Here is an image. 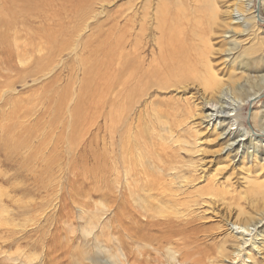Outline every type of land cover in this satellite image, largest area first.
I'll return each instance as SVG.
<instances>
[{"label":"rangeland","instance_id":"obj_1","mask_svg":"<svg viewBox=\"0 0 264 264\" xmlns=\"http://www.w3.org/2000/svg\"><path fill=\"white\" fill-rule=\"evenodd\" d=\"M156 1L159 2L160 0H71L70 8L69 6L62 5L63 1L59 0L56 1L57 8L59 7V9L56 8L57 14L59 16L61 15L57 17V26L59 30L58 39L64 42V47L61 50L60 56L56 57L55 65L57 64V66H54V62L51 63L49 60H46L47 55L45 51H41V53L37 54L41 62L35 63L34 61H30L28 63L29 67L27 66L28 68L21 66L22 64L16 60L17 58L14 59V57H11V60H7L6 55H1L0 52V100L10 99L12 102V104L7 106L2 105V107L0 104V236H2L0 240V264H92V261L84 260V257H82L90 253L92 247L94 251L102 252L99 257L101 260L107 255L108 251L111 255L114 254L116 256V264H129L131 263L130 261L133 260L132 257L135 256L133 253H136L140 246L137 242L134 243V241L129 240L122 229L119 234H111L110 226L113 228L120 225L121 219H125L123 224L121 223L123 227H127L125 222H132L134 224V221L130 220V218L133 213L138 212L139 208L143 207L148 210H153L156 206V211L159 212L161 209V212H163V214L165 213L164 215L170 218L176 215H186L185 213L188 212L191 214L190 216L195 218L196 224L194 222L193 226H187L185 231H181V234L180 232L179 234H175V237L171 236V239L167 236L166 238L169 240L166 242L164 240L160 242L157 239L152 242L150 240L146 241L145 245L150 247H147L143 253L148 255V264H155L156 258L161 264H182V262L185 264H194L192 261L197 259L198 256V259L202 261L200 258L203 255H207V258L205 256L202 257H205L202 261H206L205 264H230L227 261L222 262L224 257L221 259V255H219V252H221L220 248L222 249V247H224L222 250L227 253L228 250L231 252L233 246L236 244V239L234 238L235 240H233L231 238L232 234L229 230L230 227L226 226V223H228L227 221H243V223L248 221L254 222L260 217H257V214L264 213V211H259L261 209L264 210L263 207H259V204H256L257 206L255 205L260 199L263 200H260L258 203L264 201V192L263 194L260 193V191H264V188L259 190V193H255L251 190L252 184H264V163L260 157L264 153V137H261L263 143L257 144L259 147H255L256 151H258L256 152V158L252 157L250 159L244 157L243 152L239 149L237 157H233L234 154H231V156L223 154L222 144L224 139L217 137L221 131H214L213 126H209L203 121V108H206V101L208 100L209 103L211 102V104L213 103L219 106L218 95L208 90L204 92L201 85L196 82L192 84V81H188V84L170 85L169 88L163 90L158 89L156 86H149L144 82H137L135 84L134 81H128L123 87L122 84H120V74L122 73V75H124V73L122 72V67L119 65V58L121 55H125L126 57H128L127 55H131L134 51H129L130 48L135 50L136 46L141 45L139 48L137 47L138 50L135 52L141 57V61H139L140 64H142V71L144 69V71H149V64H153L158 57L159 49L157 46H153V44L159 32L157 30L155 32L154 28L153 30L151 29V26H154L152 19L146 20L147 26L144 27L147 28L148 31L152 30L154 33L151 32V34H149L147 32L145 36L139 39V45H134L136 30L139 29L138 22L141 21L140 19H135L134 16H136L137 12H139L137 15H140V12L143 11L141 7H143L144 11H151L152 6L156 7ZM193 1L194 0H183L185 4H182V9L184 11L186 10V13L189 12L188 16H190L187 19L182 17L181 22L184 28H186V31L184 30L183 44L185 51L187 49L189 52L186 51L188 53L186 56V52L184 51L186 56L184 57V61H190L189 63L192 64L194 57L191 54L192 51L188 49H191L193 43L195 49L199 44L200 51H202L206 39L205 47L208 45L210 48L208 46V48H206L209 53L207 52L206 54L208 58H205V63H209L208 65H204L205 63H203V61V66L198 59V72L200 69L202 70L210 66L218 80H222L225 83L235 82L243 85L242 92L237 95L232 90L231 95L235 96V99L245 100V98L255 91L260 90L261 95L254 100L252 105L246 104L243 106L241 109V116L245 118L247 113H253L255 117L254 119H250V127L254 130L253 132L257 134L261 133L262 130L261 127H258V123L261 117L264 118V81H262L264 79V75L262 76V74H264V58L262 60L259 56H264V6L262 5V9H260L263 21L259 23L257 22V18L254 21L252 17L257 14L256 11H259L257 5H254L255 9L252 8L246 11L242 3L239 4V7H241H238L237 0H199V3L203 2L204 4L202 3L203 7L199 8L201 14H198L196 13V7L192 4ZM149 5H152L151 8ZM236 6L245 17L251 16L249 17L252 19V24L250 26H253V31L248 33V35L243 34L240 23H231L232 10H234ZM148 7L150 10H148ZM244 10L246 12H244ZM211 11L214 13L216 21H214V17H212L214 20L212 19L213 21H210V16H213ZM204 12H206L209 17H207ZM203 13L206 15V17L203 15V17L206 18L205 20L202 19ZM127 17L131 19L128 21L129 23L127 22ZM187 20H190L189 23ZM60 21H62V24ZM185 22L188 24L186 25ZM59 23L61 25H59ZM42 24L40 25L42 26ZM195 24L198 25L195 26ZM202 24H204V26H202ZM207 24L208 26H206ZM31 25H36L31 28L36 27L37 29H42V27H38V24L31 23ZM193 26L195 28H193ZM200 26L202 29H200ZM132 27L134 29L130 31ZM205 28L207 30L211 29V31H206ZM4 29H1L2 34L5 33ZM187 29L189 30L188 32ZM226 30L233 33V36H231L232 38H229L230 34L227 35ZM196 31L199 36H201V41L193 39V34ZM197 32L196 35H198ZM201 32H204V34ZM119 39L124 42L121 47L118 46ZM125 39H129V41H125ZM187 41L189 43H187ZM190 41H192V43ZM144 43H146V47ZM233 44H237L238 48L232 52L230 49L233 48ZM228 50L231 53L229 57L226 58ZM257 52H259V54ZM46 66L51 69L54 68V70H52L53 75H58L57 86H54V89L50 91L42 90V88L46 87V83L50 76L34 81V75H37V73L42 70L39 75L41 76L47 71L45 68ZM20 70L22 75L24 74L25 76L21 75ZM28 70L33 74V77H28L26 75V73L29 72ZM201 70L199 74H204L201 73L204 72V70ZM158 73L161 72L158 71ZM149 75H152L150 77H154L158 74L149 71ZM128 76H132L131 72ZM16 79H18V81L15 82ZM153 80L154 79H152V81ZM9 81L12 82L13 88L3 87V85L9 83ZM107 82L108 85L113 83L112 87H114V89L112 93L107 94L106 92V94H104L102 90ZM232 86H234V84ZM118 90L121 94L124 90L127 92H124L125 94H122L123 97H121L122 95L118 93ZM58 91H60V93L62 92L61 96L67 94L63 100L65 103L67 101L65 105L63 101L62 104L58 103V95L56 96V92ZM52 94H54V96ZM104 95H107L108 99ZM50 96L52 97L50 98ZM104 97L105 102H103ZM117 98H119V101H122V109L120 107V102H117ZM21 99L24 101L25 105ZM68 100L70 101L68 102ZM53 101L57 103L54 104ZM111 101H114L115 104L110 105ZM95 103L97 105H95ZM123 105L126 107H123ZM58 106L59 109L57 108L56 110L55 108ZM107 106L109 111L107 110ZM112 109L116 112V119L119 118V121L114 127L112 126V128H110L106 118L109 117ZM124 110L127 114L123 112ZM122 123H126V125L123 124V127ZM228 125L229 124H226L223 128L227 130ZM239 125L246 128L249 123L244 119H240ZM160 126H164L171 131V139H159L162 133L160 131ZM133 127L135 130H133ZM262 129H264V126ZM122 131L125 134L124 136ZM139 135L142 138L141 140H145L144 142H146L142 148L139 149V152L145 155L148 165H145L144 168L138 167L136 164L137 156L134 154V151H136L135 140ZM120 138L123 139V142H121ZM148 138H153L152 144L148 143ZM185 139L187 144L184 143ZM187 139H190V141H187ZM195 141L196 143H193ZM167 142L168 146L165 144ZM120 146L124 149L119 148ZM109 149H113V151L111 150L110 152ZM118 149H120V151ZM244 151L251 152V149H245ZM127 153L130 158L127 156ZM103 156L104 158H102ZM94 157L96 159H94ZM102 164H104V166ZM101 166L105 169L103 168V170ZM105 173H107L109 179ZM158 173L163 174V176H158ZM166 173H169L171 176L177 175V180L178 182L180 181L178 185H184V187L181 186V190L176 191V187L178 186L171 184L172 179L170 176H166ZM113 174H115V177ZM157 179L160 183L164 181L160 184L161 186L158 185V188L161 190L163 189L162 187H166L170 183L169 190H175H172L173 193H170L177 194L176 197L168 198L167 195H169V193L161 197H154L160 193L155 190L142 192V189L146 190L150 184L146 186L144 183L145 181L156 183ZM112 180L115 181V185H113ZM167 182L169 183L167 184ZM164 184L165 186H162ZM207 187L213 188L215 196L216 194L219 195H217L216 198L212 195L206 196V199L200 198L212 203L213 205L209 204L211 209L202 206H194L193 209L191 201L195 198L198 199L196 196H198L201 191H205ZM119 195L122 201L119 199ZM130 195L133 196L129 197ZM138 195L140 196L139 198ZM142 195L147 197L150 195L151 197L145 199L141 197ZM241 196L243 197L241 198ZM254 196H256L257 200H254L256 199ZM162 197L165 198L163 199ZM207 197L209 199H207ZM176 198L179 199V204L172 205L173 200H177ZM130 199L131 201L129 202ZM142 199L144 201H142ZM165 199H167V202ZM168 199H172V203ZM232 200L234 203L236 201L235 204H237L239 208L244 209L242 210L246 212L247 216L243 214L241 216L237 215L236 217H238V219L234 217L237 213L236 210L238 211L237 208L234 209L236 213L227 208V212L225 211L222 202H232ZM145 201H148V204ZM183 202H188V204L183 206L184 204H180ZM248 202L253 204H249ZM261 203L260 206H264V203L262 205ZM138 205L140 207H138ZM169 206L174 207H171L170 210ZM256 207L258 208L255 210ZM215 208L219 209L215 210ZM146 209L145 211H147ZM225 212L228 215H226ZM138 219L140 222L138 220L137 222H139V225H142L140 223L144 222V217L140 215ZM102 221H104V223ZM259 226V231L261 233L259 238L263 239L260 243L261 245L259 244L260 251L252 252L247 248H240L244 250L240 258L241 260L234 261L233 263L264 264V220L263 224ZM4 232L7 233L4 234ZM108 232L110 233L108 236L113 239L110 243H105L104 235L108 234ZM41 233L43 235H41ZM158 233L157 229L147 231L149 237L158 235ZM8 234L11 235L8 236ZM8 237L9 239L10 237L14 238L8 240ZM73 238L76 239L75 242H72ZM182 238L185 240L186 244ZM258 240L260 242L261 239ZM82 241L86 242V245H82ZM87 241L92 245L90 246ZM175 241H178V243H175ZM180 241L182 244L179 245ZM191 243L195 244L196 249H194L195 246ZM177 245L182 248L180 249ZM77 246L78 248H76ZM79 246L82 247L80 248ZM184 246H186V250L188 249L187 251L184 249ZM193 250H197V254L201 253L202 255L200 254V256L198 254L197 256ZM165 251L171 254L166 255L167 252ZM184 251L186 253H184ZM187 253L191 255V260L190 258L189 260L187 259ZM194 253L196 254L195 258H193L195 256ZM192 254L194 256H192ZM126 256L129 258V263L125 261ZM169 256L172 257L173 260H169ZM219 256V260L221 261L218 260ZM73 259L74 262L71 261ZM107 261L109 262L108 264H112L109 259H107Z\"/></svg>","mask_w":264,"mask_h":264},{"label":"bare ground","instance_id":"obj_2","mask_svg":"<svg viewBox=\"0 0 264 264\" xmlns=\"http://www.w3.org/2000/svg\"><path fill=\"white\" fill-rule=\"evenodd\" d=\"M56 1H59V0H0V52H1V55H6V58H7V60H11V57H14V59H16V60H18L19 61V63L20 64H22L21 66H23V67H29V65H28V63L30 62V61H34L35 63L36 62H41V60L39 59V57L37 56V54H39V53H41V51H45V53H46V55H47V58H46V60L48 61L49 60V62H51V63H53L54 62V66H57V64L55 65V62H56V57L57 56H60V54H61V50H62V48L64 47V42L63 41H59V39H58V35H59V30H58V26H57V24H58V22H57V17L59 16L58 14H57V10H56V8H57V4H56ZM63 1V4L62 5H66V6H69L70 8H71V0H62ZM190 1V0H189ZM201 1V0H200ZM199 0H194L193 1V5L196 7V13H200L201 14V10L199 9V8H201V7H203L202 6V3H199L200 2ZM204 1H206V0H204ZM263 1L264 0H262V2H261V0L259 1V0H237V5H238V7H239V4H243V6L245 7V10L246 11H249L250 9H252V8H254V5L256 6H258L259 7V11H256L257 12V14L256 15H254V16H252L253 17V19H254V21L256 20V18H257V22H259V23H261L260 21H263V18L261 17V13H260V9H262L261 8V6L263 5L264 6V4H263ZM157 2V1H156ZM155 2V5H156V7H153L152 5H149V7L151 8V6H152V10L151 11H144V9H143V7H141V9L143 10L142 12H140V15H137V14H139V12H137L136 13V16H134L135 17V19H140L141 21L140 22H138V26H139V29L138 30H136V38H135V35H134V38H135V42H134V45L136 46V45H139V39H141V37H143V36H145L146 35V33L148 32L149 34H151V32H153L152 30H153V28L155 29V32H156V30L159 32V35L156 37V39L154 40V44H153V46H157L158 47V49H159V54H158V57L155 59V62L153 63V64H149V71H152V73H155V74H158V75H156V76H154V77H150V76H152V75H149V71H142V64H140V61H141V57L138 55V53L136 54V50H138V48H139V46H141V45H139V46H136L135 47V50L132 48H130L129 49V51L130 50H133L134 52L132 53V51H131V55H127L128 57H126L125 55H121L120 56V60H119V65L122 67V72L124 73V75H122V73L120 74V76H121V78H120V84H122V87H123V85L125 86V84L128 82V81H134L135 82V84L137 83V82H139V83H142V82H144V83H147L149 86H156V87H158V89H160V90H163V89H167V88H169V86L170 85H179V84H182V83H185V84H188V81H192L191 83L193 84L194 82H196V83H198L199 85H201L202 86V89L204 90V92H206V90H208V91H211V92H214L216 95H218L217 97H218V102L220 103V105L219 106H217V105H214L213 103L211 104V102L209 103V101L207 100H204V101H206V108L204 107L203 109V111H204V119H203V121L204 122H206L205 124H208L209 126H213V130L214 131H218V130H220L221 132L217 135V137L218 138H223L224 140H223V147H222V153L223 154H226V156H231V154H234V156L233 157H237L238 156V151L240 150V151H242L243 152V156L244 157H247V158H252V157H254V158H256V152H258V151H256V149H255V147L256 146H258L257 144H262L263 143V141L261 140V137H264V129H262L263 128V126H264V118L263 117H261V119H259V123H258V127H261V130H262V132L261 133H259V134H257V133H255V132H253L254 130H252L251 129V125H250V119H254V117L255 116H253V113H247V116L244 118V117H242L241 116V109L243 108V106H245L246 104H249V105H252L253 104V102H254V100L256 99V98H258V96H260L261 95V91L260 90H257V91H255L253 94H251V95H249L247 98H245V100H239V99H235V96H233V95H231V92H232V90L236 93V95L238 94V93H241L242 92V87H243V85H241L240 83H235V82H231V83H225L224 81H222V80H218L217 78H216V76H215V73H213V71L211 70V67L209 66V67H205L204 69H202V70H204V72H201V73H204V74H199V72H200V70H199V72H198V67H197V63H198V59H199V61L201 62V64H202V62L203 63H205V58H208L207 57V52L209 53V51H207L206 50V48H208L207 46L205 47V44H206V39H205V43H204V49L202 50V51H200V48H199V44L197 45V48L195 49L194 48V44L192 43V41H190L191 43H192V46H191V49H188L189 51H192V55H193V57H194V61H193V63L191 64V63H189V62H185L184 61V57H186L187 56V54L189 53L188 51H187V49H186V51L188 52H186L185 51V47H184V44H183V41H184V39H183V37H184V30L186 29V28H184V26L181 24V22H182V17L184 18H188V17H190V16H188L189 15V12H185L183 9H182V6L185 4V2H183V0H160L159 2H157L156 3ZM188 2V1H187ZM150 3V2H149ZM151 3H152V1H151ZM210 3V2H209ZM183 4V5H182ZM201 4V5H200ZM204 4V3H203ZM206 4V3H205ZM261 4V5H260ZM145 5V4H144ZM147 6V5H146ZM146 6H145V8H146ZM200 6V7H199ZM209 6V5H208ZM207 6V7H208ZM262 6V7H263ZM149 7H148V10H150L149 9ZM207 7H205V8H207ZM241 7V6H240ZM239 7V8H240ZM61 8V7H60ZM57 9H59V7L57 8ZM66 9V8H65ZM189 9V8H188ZM207 9H209V8H207ZM206 9V10H207ZM255 9V8H254ZM60 10H62V9H60ZM70 10V9H69ZM139 10V9H138ZM244 10V12H246ZM140 11V10H139ZM194 11V10H193ZM204 11V10H203ZM207 11H209V10H207ZM254 11V10H253ZM252 11V12H253ZM190 12H191V10H190ZM231 12V11H230ZM7 13H8V15H7ZM204 13H206V12H204ZM204 13L202 14V17H203V15H204ZM209 13V12H208ZM211 13H213L212 11H211ZM64 14V13H63ZM192 15V14H191ZM206 15H207V13H206ZM206 15H204V17H206ZM213 16H210L211 17V19H210V21L213 19L214 20V13L212 14ZM252 15V14H251ZM61 16V15H60ZM59 16V17H60ZM127 16V15H126ZM249 16V15H248ZM125 17V16H124ZM130 17H132V16H130ZM134 17H132V18H134ZM193 17V16H192ZM202 18V19H206V18ZM207 17H209L208 15H207ZM212 17H214V18H212ZM249 17H251V16H249ZM249 17H245V15L241 12V11H239L238 9H237V6L234 8V10H232V21H231V23L233 22V23H236V24H238V23H240V27H241V30H242V32H243V34H245V35H248V33H251L253 30H252V27L250 26L251 24H252V19L251 18H249ZM248 18V19H247ZM125 19V18H124ZM150 19H152L153 20V23H154V26H151V31H148L147 30V28H145L144 26H147V24H146V20H150ZM193 19H194V17H193ZM198 19V18H197ZM207 19H209V18H207ZM129 20H131V19H129L128 17H127V22L129 21ZM196 20V19H195ZM194 20V21H195ZM204 20H203V23H204ZM212 20V21H213ZM132 21H133V19H132ZM188 21V20H187ZM190 21V20H189ZM189 21H188V23H189ZM198 21V20H197ZM196 21V22H197ZM214 21H216V18H215V20ZM123 22V21H122ZM31 23H34V24H38V27H42V29H37L36 27H33V28H31L32 26H36V25H31ZM43 23V24H42ZM60 23L62 24V21H60ZM59 23V25H61ZM129 23V22H128ZM186 23V22H185ZM188 23H186V25L188 24ZM193 23H195V22H193ZM198 23V22H197ZM208 23V22H207ZM40 24H42V26L40 25ZM40 25V26H39ZM132 25V24H131ZM134 25V24H133ZM193 25V24H192ZM196 25H198V24H195V26ZM214 25V24H213ZM212 25V26H213ZM125 26V25H124ZM189 26V25H188ZM188 26H186V27H188ZM202 26H204V24H202ZM206 26H208V24L206 25ZM44 27H46V28H44ZM126 27V26H125ZM129 27V26H128ZM191 27V26H190ZM239 27V28H240ZM5 28V29H4ZM36 28V29H35ZM122 28V27H121ZM189 28V27H188ZM193 28H195L194 26H193ZM204 28V27H203ZM210 28V27H209ZM1 29H4V31H5V33H1ZM127 29H129V28H127ZM132 29H134L133 27L131 28V30L130 31H133ZM190 29V28H189ZM198 29V28H197ZM200 29H202L201 28V26H200ZM214 29V28H213ZM205 30L206 31H211V29H209V30H207L206 28H205ZM121 31V30H120ZM186 31V30H185ZM189 30L187 29V32H188ZM190 31H192V30H190ZM122 32H123V30H122ZM186 32V33H187ZM197 32V31H196ZM196 32L193 34V39L194 40H197V41H201V36H199V34H198V32H197V34L198 35H196ZM226 32H227V35L228 34H230V36H229V38H232L231 36H233V33H231V31H228V30H226ZM241 32V33H242ZM154 33V32H153ZM193 33V32H192ZM201 33H203L204 34V32H201ZM208 33V32H207ZM120 34H121V32H120ZM128 34V33H127ZM188 34V33H187ZM208 34H210V33H208ZM62 35V34H61ZM123 35V34H122ZM121 35V36H122ZM125 35V34H124ZM201 35V34H200ZM192 36V35H191ZM61 38V37H60ZM119 38H120V35H119ZM121 39H123V38H121ZM186 39V38H185ZM190 39V38H189ZM129 41V39H125V41ZM133 40V39H132ZM65 42H68V41H65ZM203 42V41H202ZM127 43V42H126ZM185 43V42H184ZM187 43H189L188 41H187ZM196 43V42H195ZM123 44H124V42L123 41H121L120 39H119V43H118V46L119 47H121V46H123ZM145 44L146 43H144V46H145ZM186 44V43H185ZM132 45V44H131ZM202 45V44H201ZM128 46V45H127ZM149 46V45H148ZM187 46V45H186ZM138 47V48H137ZM146 47V46H145ZM150 47V46H149ZM232 49H230V51H232L233 52V50H235V49H237L238 48V46H237V44H233L232 45ZM137 48V49H136ZM190 48V47H189ZM210 48V47H209ZM195 49V50H194ZM14 52H13V51ZM127 50V49H126ZM260 50V49H259ZM261 50H263V49H261ZM186 52V56H185V52ZM229 50H228V55H226V58H228L229 57V54L231 53ZM43 53V52H42ZM183 53V54H182ZM255 53H256V51H255ZM254 53V54H255ZM258 54H259V52H257ZM261 53V52H260ZM129 54V53H128ZM183 56H182V55ZM253 54V55H254ZM264 54V53H263ZM255 56H257V55H255ZM44 57V56H43ZM42 57V58H43ZM189 57V56H188ZM254 57V56H253ZM258 57V56H257ZM192 58V57H191ZM259 58L260 59H262L263 60V58H264V56H262V57H260L259 56ZM252 59V58H251ZM255 59H256V57H255ZM140 60V61H139ZM186 60H187V58H186ZM259 60V59H258ZM251 61V60H250ZM252 61H254V60H252ZM257 61V60H256ZM255 62V61H254ZM253 62V63H254ZM47 63V62H46ZM209 63V62H208ZM208 63L206 62L204 65H208ZM264 63V62H263ZM155 64H157V65H155ZM258 64H259V62H258ZM261 64V63H260ZM36 65V64H35ZM203 65V64H202ZM203 65V66H204ZM49 66H51V65H49ZM256 66H258V65H256ZM27 67V68H28ZM31 67V66H30ZM52 67H53V65H52ZM245 67V66H244ZM46 68V72L44 73V74H42L41 76H39L40 74H41V71L40 72H38L37 73V75H34V81L35 80H39V79H42L43 77H46V76H50V78H49V80H48V82L46 83V87L45 88H42V90L44 91V90H48V91H50V90H52V89H54V86H57V82H58V75H53V73H52V70H54V68H49V67H45ZM48 68V69H47ZM30 69H32V70H35V69H33V68H30ZM39 69H41V68H39ZM38 69V70H39ZM254 69V68H253ZM257 69H259V68H257ZM132 70V71H131ZM201 70V71H202ZM255 70V69H254ZM262 70V69H261ZM29 71V70H28ZM44 71V70H43ZM154 71H157V72H154ZM158 71H160L161 73H158ZM259 71V70H258ZM20 72H21V70H20ZM33 72V71H32ZM131 72V74H132V76H128L129 75V73ZM253 72V71H252ZM251 72V73H252ZM35 74V73H34ZM254 74V73H253ZM21 75H22V72H21ZM24 75V74H23ZM22 75V76H23ZM26 75L29 77H31L33 74L29 71V72H27L26 73ZM264 74H262V76H263ZM19 76V75H18ZM18 76H16V77H18ZM25 76V75H24ZM248 76V75H247ZM20 77V76H19ZM33 77V76H32ZM256 77V76H255ZM9 78V77H8ZM26 78V77H25ZM20 79V78H19ZM22 79V78H21ZM147 79V80H146ZM152 79H154L153 81H152ZM16 81H18V79H16L15 80V82ZM245 81V80H244ZM262 81H264V79L262 80ZM41 82V81H40ZM130 83V82H129ZM6 84V85H5ZM4 85H3V87H5V88H13V84H12V82L11 81H9V83H5ZM23 84V83H22ZM113 84V83H112ZM112 84L111 85H108V82L105 84V87H104V89L102 90V91H104V94H106V92H107V94H109V93H112V91H113V89H114V87H112ZM195 84V83H194ZM197 84V85H198ZM234 84V86H232ZM24 85V84H23ZM41 86H42V84H41ZM120 86V85H119ZM63 88V87H62ZM65 88V87H64ZM120 88V87H119ZM262 88V87H261ZM56 89V88H55ZM134 89V88H133ZM236 89V90H235ZM117 90V89H116ZM115 90V91H116ZM252 90V89H251ZM13 91V90H12ZM38 91V90H37ZM119 91V90H118ZM117 91V92H118ZM132 91V90H131ZM124 92H127V91H125L124 90ZM122 93V94H125V93ZM36 93V92H35ZM40 93V92H39ZM43 93V92H42ZM46 93H47V91H46ZM54 93V92H53ZM114 93V92H113ZM118 93H120V91L118 92ZM248 93V92H247ZM41 94V93H40ZM51 94V93H50ZM55 94V93H54ZM54 94H52L53 96H54ZM61 94H62V92L60 93V91H58V92H56V96L58 95V103H60V104H62V101L64 100V98L67 96V94H65L64 96H61ZM121 93H120V95H122ZM207 94H209V93H207ZM101 95V94H100ZM114 95H115V93H114ZM40 96V95H39ZM107 99H108V97H107V95H104ZM116 96H117V94H116ZM29 97V96H28ZM52 96H50V98H51ZM105 97H104V100H103V102H105ZM115 97V96H114ZM118 97V96H117ZM121 97H123V95L121 96ZM127 97H128V95H127ZM210 97V96H209ZM216 97V98H217ZM238 97V96H237ZM212 98V97H211ZM25 99V98H24ZM34 99H35V97H34ZM36 99H38V98H36ZM40 99V98H39ZM43 99V98H42ZM48 99V98H47ZM119 98H117V102L119 101L118 100ZM124 99V98H123ZM16 100V99H15ZM15 100H14V102H15ZM22 100V99H21ZM29 100V99H28ZM53 100V99H52ZM67 100V99H66ZM100 100V99H99ZM215 100V99H214ZM217 100V99H216ZM17 101V100H16ZM18 101H20V100H18ZM23 101V100H22ZM21 101V102H22ZM35 101H37V100H35ZM43 101H44V99H43ZM70 100H68V102H69ZM102 101V100H101ZM100 101V102H101ZM231 103H230V102ZM42 102V101H41ZM52 102V101H51ZM99 102V103H100ZM120 102V107H121V109H122V106H121V102L122 101H119ZM118 102V103H119ZM46 103H47V101H46ZM45 103V104H46ZM53 103H54V101H53ZM55 103H57V102H55ZM54 103V104H55ZM63 103H64V105L67 103V101H66V103L63 101ZM97 103V102H96ZM95 103V105H97ZM102 103V102H101ZM100 103V104H101ZM251 103V104H250ZM0 104H1V107H2V105H4V106H7V105H10V104H12V102H11V100L10 99H3V101H1L0 100ZM23 104L25 105V103H24V101H23ZM23 104H20V105H23ZM59 104V105H60ZM100 104H98L99 106H101ZM115 103H114V101H111L110 102V105H114ZM15 105V104H14ZM23 105V106H24ZM32 105V104H31ZM39 105V104H38ZM43 105V104H42ZM63 105V106H64ZM103 105V104H102ZM107 105V104H106ZM125 105V104H124ZM123 105V107H126V106H124ZM205 105V104H204ZM22 106V107H23ZM34 106V105H33ZM54 106V105H53ZM52 106V107H53ZM56 106V105H55ZM61 106V105H60ZM104 106V105H103ZM109 106V105H108ZM108 106H107V108H108ZM145 106H146V104H145ZM50 107H51V105H50ZM112 107V106H111ZM119 107V108H120ZM248 107V106H247ZM54 108V107H53ZM57 108L59 109V106L58 107H56L55 109L57 110ZM101 108V107H100ZM100 108H98V109H100ZM104 108V107H103ZM180 108V107H179ZM71 109V108H70ZM111 109V108H110ZM118 109V108H117ZM123 109H125V108H123ZM108 111H109V108L107 109ZM114 110H115V108H114ZM113 109H112V112L110 113V115H109V117H107L106 119H107V121H108V123H109V127L110 128H112V126L114 127L117 123H118V121H119V118L118 119H116V115H115V111H114ZM101 111V110H100ZM117 111V110H116ZM119 111H120V109H119ZM181 111V110H180ZM98 112H99V110H98ZM103 112V111H102ZM125 114H127V112H125V110L123 111ZM129 112V111H128ZM94 113V112H93ZM105 113V112H104ZM179 113V112H178ZM201 113H203V112H201ZM57 114V113H56ZM60 114V113H59ZM63 114V113H62ZM98 114V113H97ZM119 115V114H118ZM122 115V114H121ZM120 115V116H121ZM127 116V115H126ZM176 116V115H175ZM158 117V116H157ZM176 118V117H175ZM240 119H244L246 122L248 121V123H249V125H247V127L246 128H243V127H241V125H239V120ZM256 119H257V117H256ZM126 120V119H125ZM105 121V120H104ZM128 122V121H127ZM139 122V121H138ZM178 122V121H177ZM203 122V123H204ZM95 123V122H94ZM93 123V124H94ZM107 123V122H106ZM105 123V124H106ZM129 123V122H128ZM119 124H120V122H119ZM124 123H122V125H123ZM160 124V123H159ZM226 124H229L228 125V129L227 130H225L223 127L226 125ZM104 125V124H103ZM124 125H126V123L124 124ZM124 125H123V127H124ZM162 125V124H161ZM243 125H244V123H243ZM94 126V125H93ZM108 126V125H107ZM178 126H180V125H178ZM183 126V125H182ZM91 127V126H90ZM119 127V126H118ZM122 127V128H123ZM210 128V127H209ZM98 129H99V127H98ZM118 129V128H117ZM160 131L162 132L161 134H160V136H159V139H171V131L170 130H168V128H166V127H164V126H160ZM91 130V129H90ZM121 130V129H120ZM133 130H135L134 129V127H133ZM179 130V129H178ZM181 130V129H180ZM100 131V130H99ZM117 131V130H116ZM173 131H175V130H173ZM182 131H184V130H182ZM95 132V131H94ZM105 132V131H104ZM108 132V131H107ZM119 132V131H118ZM125 132H126V130H125ZM197 132V131H196ZM106 133V132H105ZM110 133V132H109ZM122 133H123V131H122ZM128 133H130V132H128ZM135 133V132H134ZM174 133V132H173ZM98 134V133H97ZM107 134V133H106ZM127 134V133H126ZM107 135H109V134H107ZM116 135V134H115ZM125 134L123 133V136H124ZM128 135H130V134H128ZM133 135V134H132ZM135 135V134H134ZM157 135V134H156ZM127 136V135H126ZM125 136V137H126ZM182 136V135H181ZM114 137V136H113ZM124 137V138H125ZM149 137V136H148ZM179 137V136H178ZM183 137V136H182ZM192 137V136H191ZM112 138V137H111ZM123 138V137H122ZM195 138V137H194ZM121 139V138H120ZM132 139V138H131ZM142 138H141V136L139 135V136H137V139L135 140V150L136 151H134L135 153V156H137V161H136V164L138 165V167H140V168H144L145 167V165H147V163H146V159H145V155H143V154H141L140 152H139V149H141L142 148V146L146 143V142H144L145 140H141ZM123 139H121V142H123L122 141ZM152 140H153V138H148V143L149 144H152ZM158 140V139H157ZM190 141V139H187V141ZM109 141V140H108ZM114 141V140H113ZM132 141V140H131ZM177 141V140H176ZM185 142L184 143H186V139L184 140ZM130 142V141H129ZM141 142H143V143H141ZM161 142H162V140H161ZM109 143V142H108ZM110 143H111V140H110ZM160 143V142H159ZM193 143H196V141L195 142H193ZM255 143V144H254ZM95 144V143H94ZM123 144V143H122ZM132 144H133V142H132ZM163 144V143H162ZM167 146H168V142L167 143H165ZM187 144V143H186ZM106 145V144H105ZM115 145V144H114ZM131 145V144H130ZM156 145V144H155ZM174 145V144H173ZM108 146V145H107ZM109 146H112V145H109ZM129 146V145H128ZM141 146V147H140ZM264 146V145H263ZM102 147H104V146H102ZM126 147V146H125ZM259 147V146H258ZM91 148V147H90ZM119 148H121V146L119 147ZM123 148V147H122ZM121 148V149H122ZM153 148V147H152ZM172 148V147H171ZM124 149V148H123ZM138 149V150H137ZM239 149V150H238ZM245 149H251V152H248V151H244ZM101 150H104V149H101ZM110 150V152H111V150L113 151V149H109ZM116 150V149H115ZM119 151H120V149H118ZM127 150H128V148H127ZM172 150V149H171ZM123 151V150H122ZM131 151V150H130ZM146 151H148V150H146ZM91 152H92V150H91ZM106 152V151H105ZM159 152V151H158ZM113 153V152H112ZM121 153V152H120ZM130 153V152H129ZM133 153V152H132ZM147 153V152H146ZM149 153V152H148ZM155 153V152H154ZM115 154V153H114ZM133 154V155H134ZM121 155V154H120ZM123 155V154H122ZM154 155V154H153ZM176 155V154H175ZM92 156V155H91ZM118 156V155H117ZM127 156H128V153H127ZM126 157V156H125ZM129 157V156H128ZM158 157H159V155H158ZM170 157V156H169ZM261 157V159L263 160L262 162L264 163V153H263V155L262 156H260ZM93 158V157H92ZM91 158V159H92ZM102 158H104V156L102 157ZM108 158V157H107ZM111 158V157H110ZM130 158V157H129ZM176 158V157H175ZM179 158V157H178ZM94 159H96L95 157H94ZM112 159V158H111ZM110 159V160H111ZM114 159V158H113ZM116 159V158H115ZM120 159H121V157H120ZM124 159V158H123ZM157 159V158H156ZM172 159H173V157H172ZM160 160V159H159ZM179 160V159H178ZM93 161V160H92ZM91 161V162H92ZM103 161V160H102ZM118 161V160H117ZM122 161V160H121ZM130 161V160H129ZM180 161V160H179ZM178 161V162H179ZM106 162V161H105ZM108 164V163H107ZM110 164V163H109ZM113 164V163H112ZM153 164V163H152ZM103 166H104V164H102ZM106 165V164H105ZM111 165V164H110ZM115 165V164H114ZM148 166V165H147ZM154 166V165H153ZM180 166V165H179ZM182 166V165H181ZM102 167V166H101ZM113 167H115V166H113ZM120 167V166H119ZM123 167V166H122ZM121 167V168H122ZM177 167V166H176ZM104 167H102V169H103ZM107 168V167H106ZM131 168V167H130ZM183 168V167H182ZM188 168V167H187ZM105 169V168H104ZM103 169V170H104ZM109 169V168H108ZM114 169V168H113ZM177 169V168H176ZM112 170V169H111ZM115 170V169H114ZM113 170V171H114ZM138 170V169H137ZM172 170H173V168H172ZM182 170V169H181ZM109 171V170H108ZM112 171V172H113ZM116 171V170H115ZM118 171V170H117ZM128 171V170H127ZM146 171V170H145ZM163 171H165V170H163ZM101 172V171H100ZM106 172H107V170H106ZM119 172L121 173V171L119 170ZM139 172V171H138ZM148 172V171H147ZM157 172V171H156ZM160 172H161V170H160ZM186 172V171H185ZM109 173V172H108ZM111 173V172H110ZM127 173V172H126ZM182 173V172H181ZM187 173H188V171H187ZM173 174V173H172ZM105 175L106 176H108L107 175V173H105ZM110 175V174H109ZM115 174H113V176H114ZM133 175H134V173H133ZM158 176H163V174H161V173H158L157 174ZM156 175V176H157ZM165 175V174H164ZM181 175V174H180ZM112 176V175H111ZM166 176H170V178L172 179V181H171V184H175L176 186H178V187H176V188H174V189H176V191H180L181 189V186H183L184 187V185H178V183L180 182H178V176L176 175H174V176H171L169 173H166ZM115 177V176H114ZM118 177V176H117ZM138 178H141V177H138ZM108 179H109V176H108ZM114 179H116V178H114ZM122 179H123V177H122ZM180 179V178H179ZM94 180V179H93ZM111 180V179H110ZM109 180V181H110ZM135 180V179H134ZM162 180V179H161ZM108 181V182H109ZM113 182V185H115V181L114 180H112ZM137 181H138V179H137ZM182 181V180H181ZM119 182H121V181H119ZM162 182H164V181H162ZM161 182V183H162ZM138 183H140V182H138ZM145 184H146V186L149 184V186H148V188L146 189V190H144V189H142V192H146V191H148V192H150L151 190H155V191H157L159 194L158 195H156V196H154V197H161L162 195L164 196L166 193H169V195H167L168 196V198H170V197H176V195L177 194H172L173 193V191H175V190H169L170 189V183L169 182H167V184L169 183V185H167L166 187H162L163 189L161 190L160 188H158L159 186L158 185H160L161 183L159 182V180L157 179V182L155 183V182H149V181H145L144 182ZM166 183V182H165ZM184 183V182H183ZM144 184V185H145ZM184 184H186V183H184ZM110 185H111V183H110ZM118 185V184H117ZM121 185V184H120ZM142 185V184H141ZM174 185V186H175ZM253 185V186H252ZM251 186V190L253 191V192H255V193H259L258 191L259 190H261L262 188H264V184L262 183V184H252ZM145 186V187H146ZM161 186V185H160ZM162 186H165V184L164 185H162ZM104 187V186H103ZM121 187V186H120ZM124 187V186H123ZM141 187V186H140ZM172 187V186H171ZM92 188V187H91ZM142 188H144V187H142ZM186 188V187H185ZM104 189V188H103ZM116 189V188H115ZM246 189V188H245ZM105 190V189H104ZM104 190H101V191H104ZM132 190V189H131ZM184 190V189H183ZM248 190H250V189H248ZM120 191V190H119ZM118 191V192H119ZM167 191V192H166ZM246 191V190H245ZM96 192H97V190H96ZM121 192V191H120ZM170 192H172V193H170ZM183 192V191H182ZM203 192H205V193H203ZM201 191L200 192V194L198 195V196H196V197H198V199L197 198H195L194 200H192L191 201V206H193V209H194V206L195 207H199V206H202V207H204V208H207V209H211L210 207H209V204H212V203H209V201L207 202V201H205V199H206V196H209V195H212V196H214L215 198H216V196L218 195V194H216V196H215V194L213 193V188H211V187H207V189L205 190V191ZM225 192V191H224ZM242 192V191H241ZM249 192V191H248ZM263 192L264 191H260V193L261 194H263ZM102 193V192H101ZM110 193V192H109ZM179 193V192H178ZM217 193H219V192H217ZM229 193V192H228ZM244 193V192H243ZM106 194H107V192H106ZM111 194V193H110ZM113 194H115V193H113ZM155 194H156V192H155ZM182 194V193H181ZM204 194V195H203ZM225 194V193H224ZM223 194V195H224ZM233 194V193H232ZM232 194H231V196H232ZM237 194V193H236ZM260 194V196H262ZM117 195V194H116ZM121 195V194H120ZM120 195H119V199H121L120 198ZM184 195V194H183ZM221 195H222V193H221ZM226 195V194H225ZM228 195V194H227ZM259 195V194H258ZM133 195H130L129 197H132ZM202 196H204V197H202ZM219 196V195H218ZM259 196V197H260ZM116 197V196H115ZM140 196L138 195V198H139ZM141 197H143V198H147V199H149L151 196L150 195H148V197L147 196H144V195H142ZM195 197V196H194ZM227 197H229V196H227ZM227 197H225V198H227ZM243 196H241V198H242ZM248 197V196H247ZM255 198H256V196H254ZM258 197V196H257ZM163 199L165 198V197H162ZM161 198V199H162ZM185 198V197H184ZM183 198V199H184ZM192 198V197H191ZM200 198H205V199H200ZM214 198V199H215ZM240 198V199H241ZM251 198V197H250ZM262 198H263V196H262ZM103 199V198H102ZM106 199H107V197H106ZM177 199V198H176ZM181 199V198H180ZM193 199V198H192ZM207 199H209L208 197H207ZM218 199H220V198H218ZM234 199V198H233ZM140 200V199H139ZM154 200V199H153ZM167 199H165V201H166ZM168 200H170V199H168ZM172 200V199H171ZM171 200H170V202H171ZM175 200V199H174ZM173 200V203H172V205L173 204H179V199H177L176 201H174ZM186 200V199H185ZM222 200V199H221ZM223 200H224V198H223ZM254 200H257V198L256 199H254ZM260 200H263V199H260ZM259 200V201H260ZM108 201V200H107ZM110 201H111V199H110ZM110 201H109V203H110ZM121 201H122V199H121ZM131 201V199L129 200V202ZM136 201V200H135ZM142 201H144L143 199H142ZM215 201V200H214ZM220 201V200H219ZM227 201H228V199H227ZM239 201V200H238ZM250 201V200H249ZM258 201V202H259ZM112 202V201H111ZM116 202H117V200H116ZM119 202V201H118ZM146 202V201H145ZM144 202V203H145ZM148 202V201H147ZM146 202V203H147ZM167 202V201H166ZM169 202V203H170ZM212 202V201H211ZM257 202V201H256ZM255 203V205L256 204H259L258 206L259 207H263L264 208V206L262 205L263 203H264V201L261 203V205L262 206H260V203ZM124 203V202H123ZM152 203H153V201H152ZM221 203V202H220ZM223 204H222V206L224 205V209H225V211L227 212V210H226V208L227 209H229V210H233L234 211V209H238V211L236 210V214H235V216L234 217H236L237 215L238 216H241V215H243V214H245L246 215V212L244 213L243 212V210L241 209V208H239V206L237 205V204H235L236 203V201H235V203H234V201L232 200V202H226V201H224V202H222ZM245 203H246V201H245ZM249 203V202H248ZM251 203V202H250ZM249 203V204H250ZM116 204V203H115ZM125 204V203H124ZM148 204V203H147ZM146 204V205H147ZM168 204V203H167ZM180 204H184L183 206H185L186 204H188V202H183V203H180ZM242 204H243V202H242ZM251 204H253V203H251ZM156 205V204H155ZM159 205V204H158ZM171 205V204H170ZM213 205V204H212ZM122 206H124V205H122ZM133 206V205H132ZM137 206V205H136ZM144 206V205H143ZM149 206V205H148ZM147 206V207H148ZM151 206V205H150ZM180 206V205H179ZM251 206H253V205H251ZM257 206V205H256ZM118 207H119V205H118ZM138 207H140L139 205H138ZM145 207V206H144ZM166 207H167V205H166ZM170 207V206H169ZM171 207H174V206H171ZM171 207H170V210H171ZM175 207H177V206H175ZM241 207V206H240ZM114 208V207H113ZM156 208H157V206H156ZM155 208V209H156ZM163 208V207H162ZM165 208V207H164ZM181 208V207H180ZM180 208H178V209H180ZM258 207H256L255 208V210L257 209ZM128 209V208H127ZM145 209L146 208H143V207H141V208H139L138 209V212H136V213H133L132 214V217L130 218V220H133L134 221V224L132 223V222H125V225L127 226V227H123V226H121V223L123 224V222L125 221V219L124 220H122L121 219V223H120V225H118V226H115V227H113V228H111V226H110V229H111V234L112 233H116V234H119V232L121 231V229H122V231L123 232H125V235L128 237V239L129 240H131V241H134V243H138V245L140 246L139 247V249L136 251V253H133V254H135V256H133L132 257V261H130L131 263H129V258L126 256V258H125V261H126V263H129V264H148V261H147V257H148V255H146V253H143L144 252V250L147 248V247H150V246H146L145 244H146V241H153V240H159L160 242H162L161 240H164L165 242L166 241H168L169 239H171V236L172 237H175L176 235L175 234H179V232H180V234H181V231H185V229H186V227L187 226H190V225H192L193 226V223L195 222V218H193L192 216H190L191 214L190 213H185L186 215H179V216H174V217H172V218H170V217H166L164 214H163V212H161V209H160V211L158 212V211H156L155 209H153V210H148V209H146L147 211H145ZM167 209V208H166ZM169 209V208H168ZM172 209H174V208H172ZM176 209V208H175ZM217 209H219V208H217ZM216 208H215V210H217ZM220 209H222V208H220ZM117 210V209H116ZM120 210V209H119ZM249 210V209H248ZM253 210V209H252ZM127 211V210H126ZM189 211V210H188ZM196 211V210H195ZM204 211V210H203ZM213 211V210H212ZM259 211H264L263 209H261V210H259ZM119 212V211H118ZM132 212V211H131ZM145 212H147V213H145ZM149 212V213H148ZM169 212V211H168ZM175 212V211H174ZM186 212V211H185ZM189 212H191V211H189ZM193 212V211H192ZM198 212V211H197ZM210 212V211H209ZM219 212V211H218ZM226 212H225V214H226ZM252 212H254V211H252ZM217 213V212H216ZM255 213V212H254ZM253 213V214H254ZM257 213H258V210H257ZM256 213V214H257ZM261 213V212H260ZM173 214V213H172ZM220 214V213H219ZM224 214V213H223ZM234 214V213H233ZM251 214V213H250ZM121 215V214H120ZM143 216L144 217V222L143 223H140V224H142V225H139V219H138V216ZM207 215V214H206ZM226 215H228V214H226ZM230 215V214H229ZM249 215V214H248ZM231 216H232V213H231ZM247 216V215H246ZM250 216V215H249ZM257 217L258 216H260V217H258L257 218V220L256 221H254V222H251V221H248V222H244L243 223V221L241 222V221H239V222H236V221H234V222H229V221H227V220H225V221H227L228 223H226V226L228 227H230L229 228V230H230V233L232 234V239L233 240H235L236 239V244L233 246V249H232V251L231 252H229V250H228V252L226 253V251H224V250H222L224 247H222V249L220 248V250H221V252H219L220 254L219 255H221V259H222V257H224V259H222V262L223 261H227V262H229L230 264H237L238 262H236V263H233L234 261H238V260H241L240 258L242 257V253L244 252V250H242V249H240V248H247L249 251H252V252H258V251H260V249H259V247H260V243L263 241V239L262 238H259L260 236H261V233H260V229H259V225H261V224H263V220H264V213H261V214H257L256 215ZM109 217V216H108ZM111 217H113V216H111ZM117 217V216H116ZM229 217V216H228ZM233 217V218H234ZM243 217V216H242ZM245 217V216H244ZM107 218V217H106ZM105 218V219H106ZM114 218V217H113ZM237 219H238V217H236ZM251 218H254V217H251ZM240 219H241V217H240ZM239 219V220H240ZM243 219V218H242ZM247 219V218H246ZM98 220V219H97ZM114 220V219H113ZM112 220V221H113ZM116 220V219H115ZM137 220L139 221V222H137ZM234 220V219H233ZM109 221V220H108ZM120 221V220H119ZM127 221H129V220H127ZM143 221V220H142ZM103 223H104V221H102ZM114 222V221H113ZM119 223V222H118ZM128 223V224H127ZM110 224V223H109ZM117 224V223H116ZM195 224H196V222H195ZM108 226V225H107ZM114 226V225H113ZM221 227V226H220ZM109 229V230H110ZM154 229H157V232H159L158 233V235H152L151 237H149L148 236V234H147V231H151V230H154ZM163 232H165V233H167V234H165V233H163ZM5 233H7V232H4V234ZM11 233V232H10ZM109 232H108V234H106V235H104V240H105V243H107V242H111L112 241V237H109L108 235L110 234ZM191 233V232H190ZM189 233V234H190ZM194 233V232H193ZM192 233V234H193ZM165 234V235H164ZM174 234V235H173ZM9 235H11V234H8V236ZM13 235V234H12ZM17 235H18V233H17ZM41 235H43L42 233H41ZM14 236V235H13ZM116 236V235H115ZM168 236V238L169 239H167L166 237ZM191 236V235H190ZM189 236V237H190ZM46 237H47V235H46ZM53 237V236H52ZM114 237V236H113ZM194 237H195V234H194ZM1 238H2V236H0V240H1ZM11 238H14V237H10V239H9V237L7 238L8 240H11ZM235 238V239H234ZM181 239V238H180ZM179 239V240H180ZM183 239V238H182ZM196 239V238H195ZM258 239H261L260 240V242H259V240ZM5 240H6V238H5ZM13 240V239H12ZM52 240V239H51ZM60 240V239H59ZM59 240H57V241H59ZM75 238H73L72 239V242H75ZM82 240V239H81ZM176 240H178V239H176ZM192 240V239H191ZM38 241V240H37ZM84 241V240H83ZM82 241V242H83ZM86 241V240H85ZM115 241V240H114ZM118 241H120V240H118ZM174 241V240H173ZM172 241V242H173ZM183 241L185 242V240L183 239ZM9 242V241H8ZM87 242H89V241H87ZM178 243V241H175V243ZM190 242V241H189ZM196 242H197V240H196ZM46 243V242H45ZM51 243V242H50ZM108 243V244H109ZM1 244V243H0ZM5 244V243H4ZM15 244V243H14ZM89 244H90V246L92 245L90 242H89ZM180 244H182V242L180 241V243H179V245ZM185 244H186V242H185ZM192 244V243H191ZM191 244H189V245H191ZM260 244V245H259ZM46 245V244H45ZM82 245H86V242H83L82 243ZM111 245V244H110ZM116 245V244H115ZM183 245H184V243H183ZM182 245V246H183ZM192 245H194L195 246V244H192ZM191 245V246H192ZM35 246V245H34ZM36 246H38V245H36ZM48 246V245H47ZM160 246V245H159ZM178 246V245H177ZM176 246V247H177ZM190 246V247H191ZM222 246V245H221ZM220 246V247H221ZM50 247H51V245H50ZM80 247V246H79ZM82 247V246H81ZM80 247V248H81ZM89 247V246H88ZM106 247V246H105ZM112 247V246H111ZM161 247V246H160ZM159 247V248H160ZM167 247V246H166ZM178 247H180V246H178ZM185 247L186 246H184V249H185ZM232 247V246H231ZM61 248V247H60ZM76 248H78V246L76 247ZM91 248V247H90ZM113 248V247H112ZM120 248H121V246H120ZM137 248H138V246H137ZM164 248V247H163ZM182 247H180V249H181ZM189 248V247H188ZM84 249V248H83ZM178 249V248H177ZM194 249H196V246H195V248ZM198 249H200V248H198ZM55 250V249H54ZM76 250V249H75ZM74 250V251H75ZM103 250V249H102ZM117 250V249H116ZM168 250V249H167ZM183 250V249H182ZM186 250V249H185ZM188 250V249H187ZM186 250V251H187ZM45 251V250H44ZM48 251H50V250H48ZM61 251V250H60ZM110 251H111V249H110ZM179 251V250H178ZM193 251H195V250H193ZM197 251V250H196ZM195 251V253L197 254V252ZM201 251V250H200ZM86 252V251H85ZM117 252V251H116ZM161 252H162V250H161ZM165 252H167V251H165ZM180 252V251H179ZM199 252V251H198ZM176 253V252H175ZM184 253H186L185 251H184ZM189 253V252H188ZM186 254V255H188V256H186L187 257V259L189 260V258H190V260H191V255L190 254ZM194 253V255L192 254V256H194L193 258H195L196 257V254ZM102 254V252L100 251H94V248L92 247V251L90 252V253H88V254H86V255H84V256H82V257H84V260H90V261H92L93 263L92 264H108L109 262L107 261V259H109L110 261H111V263L112 264H116L115 262L117 261L116 260V256L113 254V255H111L110 253H108V251H107V255L101 260L99 257H100V255ZM104 254V253H103ZM117 254V253H116ZM149 254V253H148ZM171 254V253H170ZM168 252L166 253V255H170ZM199 255L201 254V253H198ZM198 254H197V256H198ZM215 254H216V252H215ZM52 255V254H51ZM120 255V254H119ZM173 255V254H172ZM202 255V254H201ZM200 255V256H201ZM45 256V255H44ZM163 256V255H162ZM181 256V255H180ZM184 256V255H183ZM203 256H207V255H203ZM202 256V257H203ZM209 256V255H208ZM68 257V256H67ZM164 257V256H163ZM173 257H174V255H173ZM200 258V259H202V261H203V259L205 258ZM210 257V256H209ZM209 257H208V259H209ZM81 258V257H80ZM169 258V260L171 259V260H173L172 259V257H168ZM179 258V257H178ZM198 258H199V256H198ZM192 259L193 261L192 262H194V264H198V263H204L205 264V262H202L201 260H199V259ZM207 258V257H206ZM219 258H220V256L218 257V260H219ZM249 258V257H248ZM131 259V258H130ZM165 259V258H164ZM167 259V258H166ZM184 259V258H183ZM211 259V258H210ZM48 260V259H47ZM50 260V259H49ZM61 261V260H60ZM71 261H73L74 262V259L73 260H71ZM76 261V260H75ZM161 261V260H160ZM168 261V260H167ZM166 261V262H167ZM180 261V260H179ZM210 261V260H209ZM219 261H221V260H219ZM42 262V261H41ZM40 262V263H41ZM164 262V261H163ZM27 263V262H26ZM39 263V262H38ZM53 263H54V261H53ZM181 263V262H180ZM184 262H182V264H183ZM29 264V263H28ZM44 264V263H43ZM56 264V263H55ZM118 264H121V263H118ZM123 264V263H122ZM155 264H161L159 261H158V259L156 258V262H155ZM185 264V263H184ZM225 264V263H224Z\"/></svg>","mask_w":264,"mask_h":264}]
</instances>
